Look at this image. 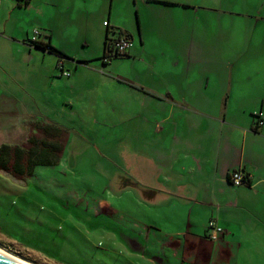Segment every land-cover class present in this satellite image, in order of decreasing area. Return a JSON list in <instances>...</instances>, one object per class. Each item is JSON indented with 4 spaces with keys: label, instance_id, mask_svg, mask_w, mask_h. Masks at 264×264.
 Listing matches in <instances>:
<instances>
[{
    "label": "crops",
    "instance_id": "obj_1",
    "mask_svg": "<svg viewBox=\"0 0 264 264\" xmlns=\"http://www.w3.org/2000/svg\"><path fill=\"white\" fill-rule=\"evenodd\" d=\"M31 1L18 3L38 9L37 40L63 57L51 40L76 24L85 42L95 21L103 41L106 33L131 41L121 57L142 78L122 79L137 92L125 88V111L127 121L142 122L134 129L142 146H128L138 160L126 166V239L117 241L130 259L237 264L264 254V0ZM234 170L247 173L248 182L230 184ZM113 194L119 198L121 188ZM108 204L104 212L117 214ZM210 219L221 227L215 240L207 235Z\"/></svg>",
    "mask_w": 264,
    "mask_h": 264
},
{
    "label": "rangeland",
    "instance_id": "obj_2",
    "mask_svg": "<svg viewBox=\"0 0 264 264\" xmlns=\"http://www.w3.org/2000/svg\"><path fill=\"white\" fill-rule=\"evenodd\" d=\"M18 2L24 4L0 0V144L21 145L30 135L44 137L38 126L45 123L67 129L47 139L67 142L58 167L38 166L23 176L0 169V248L37 264H144L131 260L118 243L126 236V166L138 160L137 154L127 153L128 146H142V138L134 136L142 122L127 121L125 111V90L137 92L122 79L135 82L142 75L121 56L102 63L97 21L87 42L79 24L66 36L53 35L51 43L65 57L40 49L44 42L32 38L33 29L41 33L38 9L35 13ZM38 4L31 1V6ZM47 10L41 7L43 13ZM112 17L118 18V11L113 9ZM76 57L87 61L79 66L72 63ZM59 59L68 76L60 75ZM77 94H82L79 100ZM120 188L116 198L113 193ZM105 199L117 208L114 216L104 212L109 210ZM95 222L102 226L94 227ZM248 261L237 264H264V254Z\"/></svg>",
    "mask_w": 264,
    "mask_h": 264
},
{
    "label": "trees",
    "instance_id": "obj_3",
    "mask_svg": "<svg viewBox=\"0 0 264 264\" xmlns=\"http://www.w3.org/2000/svg\"><path fill=\"white\" fill-rule=\"evenodd\" d=\"M108 33H106L103 41V57L111 56H123V55H110L108 53ZM34 44V42H33ZM40 49H45L50 53H55L61 56L60 52L54 49L48 42L43 43ZM36 47L39 46L36 44ZM105 63V60H102ZM255 117V116H254ZM256 118V117H255ZM257 124V118H256ZM38 129L44 137H37L30 135L26 138L24 144H0V169L6 172H10L13 175H31L34 169L38 166H53L56 165L61 159L62 152L67 142L64 143L56 139H47L50 133H54L55 136H61L62 132L67 133V129L58 125L45 123L42 126H38ZM66 139V138H65Z\"/></svg>",
    "mask_w": 264,
    "mask_h": 264
},
{
    "label": "built area",
    "instance_id": "obj_4",
    "mask_svg": "<svg viewBox=\"0 0 264 264\" xmlns=\"http://www.w3.org/2000/svg\"><path fill=\"white\" fill-rule=\"evenodd\" d=\"M106 24V21L104 22ZM39 35V31L37 29L32 30V38H35L34 40H37V36ZM31 38V39H32ZM131 46V41L126 36H118L114 37L112 39L108 40V53L110 55H123L127 53L128 49ZM109 57H103L102 60H107ZM57 67L61 71L62 75L68 76L69 72L65 69H63L62 59H59L57 61ZM254 116L257 118V125H260L262 123L261 119V113H254ZM248 174L241 172L240 170H234L228 174V181L232 185H240V184H246L248 182ZM207 229H208V238L211 240H215L218 236V233L221 232V227L218 226L214 220L210 219L207 223Z\"/></svg>",
    "mask_w": 264,
    "mask_h": 264
},
{
    "label": "water",
    "instance_id": "obj_5",
    "mask_svg": "<svg viewBox=\"0 0 264 264\" xmlns=\"http://www.w3.org/2000/svg\"><path fill=\"white\" fill-rule=\"evenodd\" d=\"M0 264H28L0 250Z\"/></svg>",
    "mask_w": 264,
    "mask_h": 264
},
{
    "label": "bare ground",
    "instance_id": "obj_6",
    "mask_svg": "<svg viewBox=\"0 0 264 264\" xmlns=\"http://www.w3.org/2000/svg\"><path fill=\"white\" fill-rule=\"evenodd\" d=\"M0 250L3 251V252H5L6 254H9V255H11V256H13V257H16V258H18V259L24 261L25 263H28V264H35V263H33V262H30V261H28V260H26V259H24V258H21V257L17 256L16 254L9 253L8 251H6V250H4V249H2V248H0Z\"/></svg>",
    "mask_w": 264,
    "mask_h": 264
}]
</instances>
